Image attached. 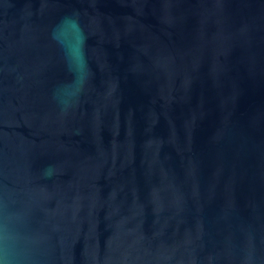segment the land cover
<instances>
[{
	"label": "water",
	"instance_id": "obj_1",
	"mask_svg": "<svg viewBox=\"0 0 264 264\" xmlns=\"http://www.w3.org/2000/svg\"><path fill=\"white\" fill-rule=\"evenodd\" d=\"M0 264H264V0H0Z\"/></svg>",
	"mask_w": 264,
	"mask_h": 264
}]
</instances>
